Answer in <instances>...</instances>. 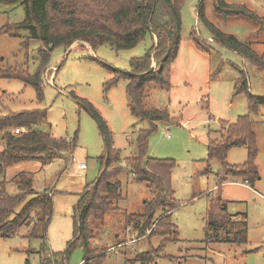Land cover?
Masks as SVG:
<instances>
[{
    "label": "rangeland",
    "instance_id": "obj_1",
    "mask_svg": "<svg viewBox=\"0 0 264 264\" xmlns=\"http://www.w3.org/2000/svg\"><path fill=\"white\" fill-rule=\"evenodd\" d=\"M225 1L246 4L264 16V0ZM216 2L181 1V39L177 57L170 67V85L151 83L145 98L147 107L165 108L177 118L175 123L156 121L157 128L149 136L148 153L176 161L171 173L176 207L171 218L178 238L165 239L161 234L149 236V231L140 234L126 223V215L142 213L144 201L151 196L147 182L133 176L126 160L136 154L139 129L148 127L149 121L131 112L125 80L105 90V82L112 76L107 65L131 70L132 60L143 56L153 45L152 37L148 33L136 45L127 48H116L110 43L93 48L78 41L68 48L58 46L52 50L42 76V101L37 99L32 84L0 76V113L8 109L43 107L48 115L39 128L56 137L76 136L72 150H62L50 161L32 158L6 168L9 194L23 193L13 179L25 172L33 179L35 193L51 192L54 210L46 232L33 211L28 223L18 227L12 235L0 237V264H41L40 251L44 245L55 252L52 256L57 264H83L86 248L82 239L71 245L75 234V206L86 187L100 175L107 148L97 117L76 96L96 107L121 157L118 162L122 166L118 177L121 197L103 219L88 218L92 230L89 247L105 249L102 264H143L138 255L157 248L159 251L152 264H264V197L258 192L264 190V106L252 114L260 171V177L251 182L254 187L245 184L240 175L229 174L220 159L208 158L209 133L211 137H219L223 121L234 122L249 110L247 93H236L235 80L240 69L246 72L249 91L264 98V67L215 40L205 20L199 17L198 6L202 5L205 17L216 27L234 34L242 42L251 43L259 55L264 53V25L243 15L225 16L217 11ZM25 14L21 2L0 1V26L18 22ZM17 32L19 36L0 33V68L19 66L34 73L41 43L31 40L24 46L22 41L29 30L19 28ZM194 35L208 42V49L199 48ZM220 62V70L212 77L211 72ZM247 157L246 145L233 146L228 150L226 161L241 165ZM80 162H85L86 167L79 168ZM220 177L226 178L223 183ZM212 195L226 202L227 211L233 214L237 225L247 227L246 242L222 239L226 230L233 229L234 225L219 230L218 234L208 229L207 212ZM33 196V192L28 193L27 200ZM20 208L21 205L15 210ZM35 209L40 211L39 206ZM163 212L158 210L155 218Z\"/></svg>",
    "mask_w": 264,
    "mask_h": 264
},
{
    "label": "trees",
    "instance_id": "obj_2",
    "mask_svg": "<svg viewBox=\"0 0 264 264\" xmlns=\"http://www.w3.org/2000/svg\"><path fill=\"white\" fill-rule=\"evenodd\" d=\"M21 2L25 9V18L18 22H6L0 26V33L19 36V28H27L29 35L22 43L28 46L31 40H38L39 63L34 73L16 66L0 68V76L19 78L32 84L37 92V99L42 101V76L48 67L51 52L58 46L68 48L75 42L81 41L95 48L104 43H110L116 48H127L136 45L148 33L153 39V45L141 57L132 60L131 70H124L107 65L112 76L105 82V90H109L121 79L126 82V90L130 96L131 112L142 120L149 121V126L139 129L136 154L127 157L128 167L133 176L144 180L151 189V196L144 202L142 213L126 215L127 225H133L137 232L148 235L161 234L167 239H177V227L172 221L171 213L176 207L171 187V173L176 165L174 158H158L149 155L148 144L150 134L156 130V121L170 123L177 121L168 110L159 107H147L145 98L149 93L151 83L168 87L170 85V67L177 57L181 39V1L182 0H0ZM217 11L225 16L243 15L264 25V16L243 3H228L217 0ZM199 17L204 19L213 33V38L228 47L239 51L250 58L259 67H264V53L259 55L251 43L242 42L231 33H226L209 21L198 6ZM155 36V39H154ZM196 45L208 49L206 41H201L194 35ZM154 65L153 69H149ZM222 63L211 72L215 77ZM20 68V69H19ZM235 80L236 93L246 92L249 110L239 115L234 122L223 121L219 129V137L208 139V158H218L223 162L229 174L240 175L251 184L260 177L256 158L258 145L253 129L252 114L258 113L264 106V98L253 95L249 91L246 72L242 69ZM75 95V94H74ZM77 99L97 117L102 130L107 153L102 157L103 167L100 175L84 190L82 197L75 206L74 241L82 239L86 248L83 264H102L105 249L92 250L89 247V237L92 230L88 224L90 216L103 219L107 210L115 208L116 201L121 197V182L118 179L122 166L120 152L111 142V131L107 123L99 115L96 107L87 99L76 96ZM47 109L43 107L8 109L0 113V237H7L21 225L28 223L32 212L43 225L46 232L54 210V202L50 192H37L33 188V179L25 172L14 176L13 181L23 193L11 195L6 190L5 171L10 165L22 160L39 159L47 162L58 156L62 150H72L76 144V136L71 139L56 137L50 131L39 128L47 119ZM26 127V131L15 132L16 127ZM246 145L248 157L245 163L230 164L226 161L228 150L233 146ZM226 178L220 177L224 182ZM220 186V185H219ZM251 186L254 187L253 184ZM33 192L34 196L27 200L26 195ZM19 211L15 208L20 206ZM39 206L40 211L35 207ZM158 210L164 212L155 218ZM154 224V225H153ZM228 225L223 240L243 243L247 241V227L237 225L233 214L227 211V204L220 196H211L207 212V227L217 234ZM46 234H44L45 236ZM210 238V237H209ZM221 239V238H220ZM153 251L142 252L138 255L143 264H152ZM41 256L53 253L46 245L40 251ZM137 257V258H138Z\"/></svg>",
    "mask_w": 264,
    "mask_h": 264
},
{
    "label": "built area",
    "instance_id": "obj_3",
    "mask_svg": "<svg viewBox=\"0 0 264 264\" xmlns=\"http://www.w3.org/2000/svg\"><path fill=\"white\" fill-rule=\"evenodd\" d=\"M47 80L50 81L48 78H47ZM14 130H15V132H22V131H26V128L24 126L23 127H16V128H14ZM74 159H75V157L73 156V160ZM85 167H86L85 162L79 163V168H85ZM243 182L245 184L251 186V184L248 182V180L244 179ZM258 192H259V194H261L264 197V190L258 191ZM40 258H41V264H57L56 260L52 256V253H50V252L40 256Z\"/></svg>",
    "mask_w": 264,
    "mask_h": 264
},
{
    "label": "water",
    "instance_id": "obj_4",
    "mask_svg": "<svg viewBox=\"0 0 264 264\" xmlns=\"http://www.w3.org/2000/svg\"><path fill=\"white\" fill-rule=\"evenodd\" d=\"M154 65H155V64L152 65V67L149 69V71H151V70L153 69ZM82 195H83V194H82ZM81 197H82V196H81Z\"/></svg>",
    "mask_w": 264,
    "mask_h": 264
},
{
    "label": "crops",
    "instance_id": "obj_5",
    "mask_svg": "<svg viewBox=\"0 0 264 264\" xmlns=\"http://www.w3.org/2000/svg\"><path fill=\"white\" fill-rule=\"evenodd\" d=\"M51 193V192H50Z\"/></svg>",
    "mask_w": 264,
    "mask_h": 264
}]
</instances>
